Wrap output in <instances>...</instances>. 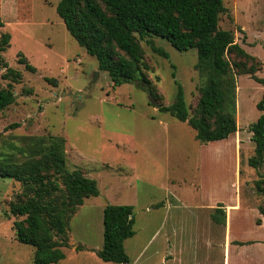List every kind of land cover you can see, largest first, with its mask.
Segmentation results:
<instances>
[{"label":"rangeland","instance_id":"rangeland-1","mask_svg":"<svg viewBox=\"0 0 264 264\" xmlns=\"http://www.w3.org/2000/svg\"><path fill=\"white\" fill-rule=\"evenodd\" d=\"M58 1L0 0V36H11L10 47L0 52V87L8 84L6 64L23 75L13 84L16 101L0 112L1 155L22 161L30 151L27 137L62 136L68 169H81L100 190L73 216L70 246L58 264H106L94 250L103 246L108 204L134 207L135 234L124 242L130 264H264V198L254 185L264 174V159L258 168L248 164L255 149L250 126L262 113L257 103L264 94V84L254 78H264V0H223L219 27L232 31L255 60L228 56L238 131L209 143L150 103L143 77L114 87L96 57L67 30ZM150 38L169 58L151 49ZM141 44L146 78L159 95L152 97L171 104L178 82L192 116L207 83L196 67L197 50H178L159 36ZM19 52L36 72L19 63ZM243 63V71L235 66ZM21 192V182L0 177V264L33 263L34 247L17 241L13 228L22 217L11 212V203ZM219 203L225 225L211 218ZM228 206L239 209L229 216Z\"/></svg>","mask_w":264,"mask_h":264},{"label":"trees","instance_id":"trees-1","mask_svg":"<svg viewBox=\"0 0 264 264\" xmlns=\"http://www.w3.org/2000/svg\"><path fill=\"white\" fill-rule=\"evenodd\" d=\"M56 10L70 34L96 57L99 70L107 72L114 87L136 82L141 76L148 92L159 98L144 71L148 66L141 40L147 36L165 38L178 50L196 49V67L206 76L207 83L199 89L195 113L190 116L184 89L178 82L175 100L162 104L160 110L187 122L201 143L224 140L238 131L235 84L228 79L232 69L228 56L236 54L252 61L255 56L235 42L232 31L219 27L220 15L226 11L223 0H59ZM146 42L155 53L169 58L168 52L153 39ZM10 45V33L1 34L0 52ZM18 61L28 71L36 72L37 68L22 52ZM235 66L241 71L247 69L245 63ZM5 68L3 78L8 84L0 87V112L16 101L13 84L23 79L21 71L7 64ZM254 78L264 84V78ZM48 80L56 83V79ZM257 108L262 113L250 126L255 149L248 164L253 168H258L264 159V94ZM27 139L30 151L24 160L0 153V177L22 184V198L11 203V212L22 217L13 223L16 240L34 247L32 264H58L66 258L65 248L70 246L73 216L86 198L99 195L100 190L97 180L81 169H68L64 137L49 134ZM254 185L264 198V174ZM259 211L264 216V205ZM211 218L226 224L222 203L217 204ZM103 224L104 242L96 251L97 256L106 262L130 264L124 242L135 234L133 205L108 204Z\"/></svg>","mask_w":264,"mask_h":264},{"label":"crops","instance_id":"crops-1","mask_svg":"<svg viewBox=\"0 0 264 264\" xmlns=\"http://www.w3.org/2000/svg\"><path fill=\"white\" fill-rule=\"evenodd\" d=\"M216 207H217V206H216ZM216 207H215V208H216ZM215 208H214V209H215ZM238 209H239L238 206H228V207H227L228 215H229V216L232 215V212L235 211V210H238ZM215 223H216V222H215ZM217 224H218V223H217ZM228 225H229V221H228ZM76 250H77V249H76ZM96 251H97V250H94V253H96ZM226 255H228V254H226ZM226 260H227V258H226ZM105 263H106V264H109V263H112V262H106V261H105Z\"/></svg>","mask_w":264,"mask_h":264},{"label":"water","instance_id":"water-1","mask_svg":"<svg viewBox=\"0 0 264 264\" xmlns=\"http://www.w3.org/2000/svg\"><path fill=\"white\" fill-rule=\"evenodd\" d=\"M150 103H152L157 109H160L162 107V104L159 103L158 100L154 99L151 94H150Z\"/></svg>","mask_w":264,"mask_h":264}]
</instances>
